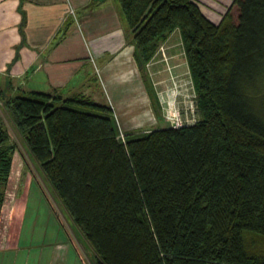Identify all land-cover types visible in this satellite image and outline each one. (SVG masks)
<instances>
[{"label": "trees", "instance_id": "16d2710c", "mask_svg": "<svg viewBox=\"0 0 264 264\" xmlns=\"http://www.w3.org/2000/svg\"><path fill=\"white\" fill-rule=\"evenodd\" d=\"M116 1L139 66L178 31L191 123L122 142L107 103L0 91L87 263L264 264V0H230L217 22L194 0ZM1 123L0 208L18 153Z\"/></svg>", "mask_w": 264, "mask_h": 264}, {"label": "crops", "instance_id": "0c3cea01", "mask_svg": "<svg viewBox=\"0 0 264 264\" xmlns=\"http://www.w3.org/2000/svg\"><path fill=\"white\" fill-rule=\"evenodd\" d=\"M160 44L170 60L182 56V62L172 63L174 68L185 64L177 30ZM160 62L156 50L144 67ZM154 69V74L162 77L163 68ZM101 88H105L104 93ZM0 91L24 96L36 91L63 97L80 93L94 101L110 103L125 133H140L148 124L155 125L152 129L167 126L159 112L155 113L154 96L134 59L116 0H0ZM12 172L13 165L9 178ZM20 175L16 180L25 177L24 171ZM18 183L21 187L0 228V264L5 259L17 264L20 246L31 245L36 231H40L37 211L30 216V222H24L25 198L33 183ZM33 192L38 199L39 191ZM49 213L54 219L45 223L54 226L58 240L51 243V252L43 264H88L73 249L67 230L50 209ZM40 261L38 258L36 264Z\"/></svg>", "mask_w": 264, "mask_h": 264}, {"label": "rangeland", "instance_id": "374dc122", "mask_svg": "<svg viewBox=\"0 0 264 264\" xmlns=\"http://www.w3.org/2000/svg\"><path fill=\"white\" fill-rule=\"evenodd\" d=\"M194 1L198 4L200 10L208 19H210L213 22H217L230 0H194ZM176 35L177 33L175 34V36ZM162 47L164 50L163 51L164 58L162 57V55H160V60L162 62H160L157 65L153 64L148 68L141 65L140 71L142 72V75L145 79V83L150 91L151 97L153 98V95H156L158 100V105L161 103L162 109L166 108L165 110L168 112L179 109L180 113H182V109L184 108V106L189 105V102L191 103V101H193L192 88H191L186 64L181 63L182 65L180 67L174 68L175 66L172 63L177 61L182 62L183 59L182 56L179 55L176 58L170 60L169 55L166 53L163 45ZM177 49L179 50V47H177ZM156 66L159 68H163L161 69L162 77H157L154 74L155 71L154 68ZM93 81L97 82L96 78H94ZM125 83L126 82L124 81L123 85H125ZM96 84L99 87L98 82ZM102 91L104 93L105 88H103L101 92ZM155 109H156L155 113L157 114L158 110L156 107ZM161 111L162 110L160 109L159 106L158 115L160 114V117L163 119L164 113L161 114L162 113ZM190 117L191 116L189 115H185L182 118L189 119ZM154 119L156 118L154 117ZM0 121L2 122L1 124L7 129L8 133L11 136V139L16 142L18 148V153L13 158V172L11 174V178H9V181L7 183V189L5 192L4 201L0 208V228L2 223H4V221L7 218V211L11 205L12 198L14 197L16 191L21 187L20 185H18L19 184L18 181L21 183L24 182V184L26 185L29 183H37L42 188L41 190H43L45 196L47 197L46 199H48L50 204H52L53 208L55 209V212L57 213L58 217L60 218L63 224V228L67 230L68 237L71 238L70 240L72 242L73 249L76 252L80 253L83 261L87 263V257H86V255L88 254L87 247L85 246L84 242L81 240L80 236L73 229L70 222L67 221L64 215H62L60 206L57 203L53 193L49 191V189H47V186L45 187V183L43 184V179L39 175L37 168L30 161L26 150L21 145V140L19 139V136L15 133L13 126L11 125V122L8 120L7 116L5 115L2 105H0ZM166 124L168 125L167 122ZM154 126H155L154 124L145 125L143 126V130H141L140 133L151 130ZM22 171H24L25 177L16 180L18 175L19 177L21 176L20 173ZM34 190L38 191L37 187L34 186L33 184L30 186L29 194L28 196H26L27 199L25 198V200H27L26 203L27 209H26V215L24 217V222L26 223L30 222L32 220L30 216L37 211L38 212L37 228L40 229L41 233L39 230L36 231L34 241L31 243V245L23 246L22 244L20 246L17 264H23L24 260H27L28 264H36L38 258L41 259L40 264L45 263L48 254L51 252V248H52L51 243H54L56 240H58L56 231L54 232L52 228L54 226L46 225L47 222H50L51 219H54L53 217L50 218V216H48L50 215L49 206L46 203L45 199H43L41 194H39V198L36 196L38 199L34 198V192H33ZM3 264H11V262L9 259H5Z\"/></svg>", "mask_w": 264, "mask_h": 264}, {"label": "built area", "instance_id": "2783aa9c", "mask_svg": "<svg viewBox=\"0 0 264 264\" xmlns=\"http://www.w3.org/2000/svg\"><path fill=\"white\" fill-rule=\"evenodd\" d=\"M157 51H159L160 55H162V57L164 58V52H163L164 50H163V47L161 44H159ZM108 104L110 105V103H108ZM159 106H160V109L162 110L161 114L164 113L163 119L168 123V125L170 127H179L182 124H188L194 120L195 105H194L193 101H191V103L189 102V105L184 106V108L182 109V113H180L179 109H177L178 111L174 110V111L168 112L165 110L166 108L162 109L161 103L159 104ZM185 115H189L191 117L189 119L182 118ZM118 138L122 142H124V134H123L121 129H119Z\"/></svg>", "mask_w": 264, "mask_h": 264}]
</instances>
